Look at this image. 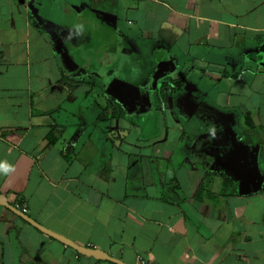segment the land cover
Masks as SVG:
<instances>
[{
	"label": "crops",
	"instance_id": "0c3cea01",
	"mask_svg": "<svg viewBox=\"0 0 264 264\" xmlns=\"http://www.w3.org/2000/svg\"><path fill=\"white\" fill-rule=\"evenodd\" d=\"M0 194L126 264H264V0H0ZM0 264L116 263L0 205Z\"/></svg>",
	"mask_w": 264,
	"mask_h": 264
},
{
	"label": "water",
	"instance_id": "95a60500",
	"mask_svg": "<svg viewBox=\"0 0 264 264\" xmlns=\"http://www.w3.org/2000/svg\"><path fill=\"white\" fill-rule=\"evenodd\" d=\"M0 205L7 208L11 212H13L15 215L19 216L21 219L28 222L29 224H31L33 227L37 228L41 232L49 235L50 237L60 241L61 243L65 244V245L73 248L75 251H77L78 253H80L82 255H85L87 257H92L96 260H107V261H111V262L116 263V264H126V263H124L118 259H115V258L109 256L107 253H105L102 250L77 245L73 241H71L70 239L63 237V236L55 233L54 231H51V230L41 226L35 220H33L31 217H29L27 214H25L22 210H19L18 208L12 206L8 202V198L3 194H0Z\"/></svg>",
	"mask_w": 264,
	"mask_h": 264
},
{
	"label": "rangeland",
	"instance_id": "374dc122",
	"mask_svg": "<svg viewBox=\"0 0 264 264\" xmlns=\"http://www.w3.org/2000/svg\"><path fill=\"white\" fill-rule=\"evenodd\" d=\"M153 62L155 63V59H154V57H153ZM151 66L149 65L148 66V68H150ZM117 69H118V67H117ZM117 69H115V70H113L112 71V73L113 74H117V72H118V70ZM149 70V69H148ZM141 71V69L140 70H135V69H132L131 70V72H132V75H131V77L132 78H138V76H139V72ZM150 71V70H149ZM144 72V70L143 71H141V73H143ZM168 88H169V86H168ZM186 90V88H184V91ZM163 91L164 92H166V91H168V90H166L165 88H163ZM161 97V96H160ZM167 97V96H166ZM184 97L185 96H183V97H181V100L179 99L178 101H175V102H169V104H173L174 105V110L175 111H178L179 109H180V107H182V105H187V107H191L190 108V110L191 111H193L194 110V106H195V108H197V107H199V102H197L196 104L195 103H191V102H189L188 100H187V96H186V99H184ZM165 100H166V98H165ZM168 100V99H167ZM165 102H167V101H165ZM168 103H165L164 105L166 106ZM164 106V107H165ZM176 106V107H175ZM180 106V107H179ZM176 108V109H175ZM182 109V108H181ZM176 115H179L178 113L176 114ZM166 116V115H165ZM162 120H163V124L164 125H171L172 124V122H171V119H168L167 117H165V118H162ZM189 119H185V118H183V117H181V118H179L178 117V119H177V121L178 122H180L182 125H184V123H186V121H188ZM139 121H140V119H139ZM187 124V123H186Z\"/></svg>",
	"mask_w": 264,
	"mask_h": 264
},
{
	"label": "built area",
	"instance_id": "2783aa9c",
	"mask_svg": "<svg viewBox=\"0 0 264 264\" xmlns=\"http://www.w3.org/2000/svg\"><path fill=\"white\" fill-rule=\"evenodd\" d=\"M23 212L26 213V209H23ZM138 264H147V261L142 257H138Z\"/></svg>",
	"mask_w": 264,
	"mask_h": 264
},
{
	"label": "trees",
	"instance_id": "16d2710c",
	"mask_svg": "<svg viewBox=\"0 0 264 264\" xmlns=\"http://www.w3.org/2000/svg\"><path fill=\"white\" fill-rule=\"evenodd\" d=\"M51 141H54V140H51ZM225 181H227V182H228V178H227V177H225Z\"/></svg>",
	"mask_w": 264,
	"mask_h": 264
}]
</instances>
